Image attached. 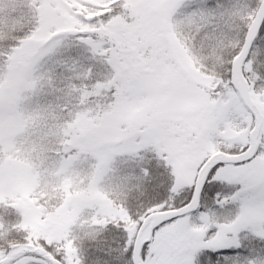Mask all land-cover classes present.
Listing matches in <instances>:
<instances>
[{
	"label": "snow or ice",
	"instance_id": "6c2138e0",
	"mask_svg": "<svg viewBox=\"0 0 264 264\" xmlns=\"http://www.w3.org/2000/svg\"><path fill=\"white\" fill-rule=\"evenodd\" d=\"M0 264H264V0H0Z\"/></svg>",
	"mask_w": 264,
	"mask_h": 264
}]
</instances>
